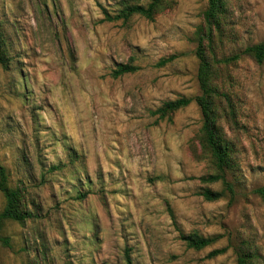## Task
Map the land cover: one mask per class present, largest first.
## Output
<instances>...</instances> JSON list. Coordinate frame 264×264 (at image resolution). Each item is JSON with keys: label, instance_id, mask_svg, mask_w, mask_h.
<instances>
[{"label": "rangeland", "instance_id": "374dc122", "mask_svg": "<svg viewBox=\"0 0 264 264\" xmlns=\"http://www.w3.org/2000/svg\"><path fill=\"white\" fill-rule=\"evenodd\" d=\"M119 1L0 0L12 56L0 67V164L36 214L5 224L0 264H125L126 250L134 264H236L243 240L264 264V204L253 193L264 186V63L242 55L222 70L235 114L221 111L218 125L233 146L234 192L205 201L200 188L223 186L199 180L214 169L199 147L197 104L155 112L200 94L195 32L207 0H167L152 21L101 22ZM226 2L219 49L231 56L264 40V0ZM119 63L138 70L113 78ZM192 232L221 238L197 251L180 240Z\"/></svg>", "mask_w": 264, "mask_h": 264}, {"label": "trees", "instance_id": "16d2710c", "mask_svg": "<svg viewBox=\"0 0 264 264\" xmlns=\"http://www.w3.org/2000/svg\"><path fill=\"white\" fill-rule=\"evenodd\" d=\"M116 10L102 8L101 22L115 23L129 22L134 16L152 21L157 15L170 8L167 0H120ZM228 7L226 0H207L203 11V21L195 32L196 49L194 51L198 60L197 82L200 94L193 99L178 98L165 102L155 114L160 119H165L173 113L187 107L192 100L197 104L201 114V127L198 143L202 154L213 166L214 173L201 176L199 180L205 185L221 183L223 189L212 190L202 187L197 192L205 201L213 202L224 198L226 192L233 194V184L226 178V173L233 170V146L226 139L221 127L218 125L220 112H225V118L233 122L235 108L227 92L221 87L220 76L223 68L234 64L242 55L249 56L257 64L264 63V40L246 46L241 52L226 56L222 48L226 40ZM222 52V53H221ZM12 61L10 49H7L6 35L0 24V67L9 70ZM166 60H162V63ZM138 67L131 63H119L112 72L113 78L136 72ZM225 103L224 110L222 104ZM253 193L264 204V186L255 188ZM0 194L3 198V207L0 210V243L10 246V238L2 234L4 226L8 222L23 224L35 218V203L29 199L24 186L12 185L9 172L0 164ZM80 194L78 198H84ZM221 238L220 235L203 237L195 232L189 234L180 233V240L189 249L202 250L210 247ZM229 247L212 250L207 258L212 259L224 254ZM233 251L236 264H261L262 254L251 240H243L234 245ZM125 264H134L131 255L126 250L124 254Z\"/></svg>", "mask_w": 264, "mask_h": 264}]
</instances>
